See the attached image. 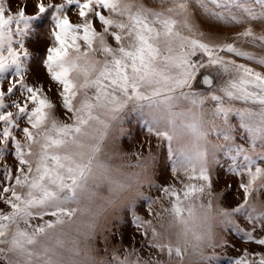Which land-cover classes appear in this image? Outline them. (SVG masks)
Here are the masks:
<instances>
[{"label":"snow or ice","instance_id":"6c2138e0","mask_svg":"<svg viewBox=\"0 0 264 264\" xmlns=\"http://www.w3.org/2000/svg\"><path fill=\"white\" fill-rule=\"evenodd\" d=\"M212 3L225 23L255 20L249 0ZM46 8L55 9L42 58L48 88L38 72L30 79L24 44ZM252 56L264 57V34L202 31L185 0L0 2V264H81V235L109 253L99 264H185L191 255L196 264H224L222 255L227 264H264V167L244 168L241 200L226 211L203 168L180 170L153 197L140 191V173L108 162L117 153L105 147L129 100L195 87L208 69L233 74L234 91L264 93V73L243 62ZM142 206L146 216L137 214ZM121 212L130 215L125 224ZM230 217L248 245L234 255L224 234Z\"/></svg>","mask_w":264,"mask_h":264},{"label":"rangeland","instance_id":"374dc122","mask_svg":"<svg viewBox=\"0 0 264 264\" xmlns=\"http://www.w3.org/2000/svg\"><path fill=\"white\" fill-rule=\"evenodd\" d=\"M0 2L8 6V0ZM185 2L189 6L191 23L202 31L231 36L242 27L251 26L256 32L264 34V27L260 24L264 20V0H249L254 6L255 20L245 18L237 25L225 23L219 16L221 9L212 0ZM221 3L226 4L227 0H221ZM52 11L46 8V13L39 14L24 36V44L29 51L26 67L30 79H35L34 71L38 72L45 88L49 85L42 58L47 45L52 42L49 35ZM28 12L34 14L32 5L28 6ZM243 62L264 73V57L252 56ZM12 71L9 68L3 75H9ZM196 75H200L199 70ZM204 76L208 77L207 81ZM234 79L231 73L211 68L200 76L199 84L195 87L177 90L168 97L129 100L119 112L105 142L107 152L117 153L108 162L123 173H140L143 184L140 191L153 197L160 196L161 193L156 190L165 183H173L180 170L203 168L210 177L213 191L221 194V206L231 211L241 200L238 188L240 173L248 165L264 167L261 163L264 162V102H261L264 93L255 89L234 91L231 88ZM134 153L139 154V161ZM2 159L4 153L0 150ZM138 163L141 167H135ZM225 191H230L231 196L225 198ZM260 197L259 203H264V192ZM159 207L154 205L155 209ZM137 214L146 216V206L138 207ZM127 219H130V215L121 212L120 224H125ZM230 219L233 221L232 232L225 231L224 234L229 236L235 249L228 255H234L248 245L243 241L241 232L237 231L241 227L237 223L238 218ZM87 230L81 227L82 232ZM126 230L129 236L134 232L130 225ZM72 235L77 234L72 232ZM78 238L81 264H99L102 259H107L109 253H105L94 240L86 241L82 235ZM111 248L110 241L109 251ZM85 256L90 259H84ZM221 259L227 264L225 255ZM196 261L197 257L191 255L185 259V264H196Z\"/></svg>","mask_w":264,"mask_h":264}]
</instances>
